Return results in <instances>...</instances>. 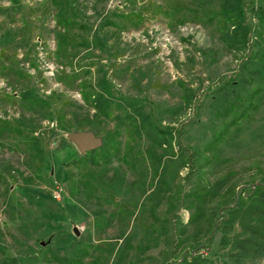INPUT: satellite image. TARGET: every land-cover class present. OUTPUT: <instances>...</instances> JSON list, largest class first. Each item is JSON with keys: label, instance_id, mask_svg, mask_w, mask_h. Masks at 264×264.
<instances>
[{"label": "rangeland", "instance_id": "1", "mask_svg": "<svg viewBox=\"0 0 264 264\" xmlns=\"http://www.w3.org/2000/svg\"><path fill=\"white\" fill-rule=\"evenodd\" d=\"M243 1L235 47L219 0H69L67 32L54 0H0V264H264V252L222 245L237 226L220 229L225 208L264 183V60L256 82L242 64L264 48V20ZM101 78L106 119L82 100ZM120 97L171 130L156 173ZM118 124L116 156L109 144L107 162L70 161L81 155L71 135L101 144ZM176 138L195 152L189 166Z\"/></svg>", "mask_w": 264, "mask_h": 264}, {"label": "trees", "instance_id": "2", "mask_svg": "<svg viewBox=\"0 0 264 264\" xmlns=\"http://www.w3.org/2000/svg\"><path fill=\"white\" fill-rule=\"evenodd\" d=\"M11 1L14 2V0ZM248 1L250 11L259 20H264V0L262 5L256 4L257 0ZM244 2L243 0H219L218 12L216 13L222 39H226L225 41L235 47H242L246 42L248 26L246 24ZM54 3L57 9L55 21L62 27L63 32H67L73 25L72 18L64 13L67 8H70L69 0H54ZM56 35L58 39H63V34L57 33ZM263 60L264 48L255 49L244 58L242 64L245 69L248 68L246 72L251 74L249 78L256 79L253 75L260 70V62ZM261 73L264 74V70ZM246 80L249 82L248 79ZM99 82L98 90L82 94V100L94 109L95 118L102 116L106 119L110 116L113 98L105 79L101 78ZM259 88L264 90L263 86H259ZM254 91L253 93H255ZM22 99H31L30 105L32 107L39 105V99L31 97L27 91L22 93ZM115 105L124 112L123 118L133 125L131 128L134 133L137 135L143 134L148 138L150 145L146 151L153 163V173H156L157 169L161 167L163 155L169 151L167 147L171 149L169 141L172 139V134L170 128L154 123L142 111L141 107L132 101L120 97ZM128 109L130 112H127ZM120 124L116 125L117 127L101 141L98 149H90L70 161L79 164H85L86 162L94 164L96 158H99L103 162H107L111 158L107 149L109 144L113 150V156H116L118 147L113 144V141L115 136L119 135ZM175 145L177 148L176 156L184 166H189L195 152L182 146L178 138L175 139ZM155 147H159L162 154H156ZM225 211L220 229L228 231L233 226H237L239 232L224 238L222 245H229V248L235 250L237 255L241 257L251 258L261 255L264 252V183L256 184L248 194L237 197L232 205L225 208ZM193 260L194 257L183 254L180 264H190Z\"/></svg>", "mask_w": 264, "mask_h": 264}, {"label": "water", "instance_id": "3", "mask_svg": "<svg viewBox=\"0 0 264 264\" xmlns=\"http://www.w3.org/2000/svg\"><path fill=\"white\" fill-rule=\"evenodd\" d=\"M70 139L75 144L79 153L83 154L86 151L95 148L100 144V140L89 131H79L70 136ZM73 232L77 234L76 228H73Z\"/></svg>", "mask_w": 264, "mask_h": 264}]
</instances>
